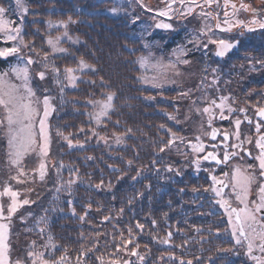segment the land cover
<instances>
[{
  "label": "rangeland",
  "instance_id": "1",
  "mask_svg": "<svg viewBox=\"0 0 264 264\" xmlns=\"http://www.w3.org/2000/svg\"><path fill=\"white\" fill-rule=\"evenodd\" d=\"M100 2L102 4L98 5ZM232 2L235 3L238 8L241 3L250 5L251 8L255 10H262L264 8V0H232ZM12 3L14 16H12L13 14L9 11L7 6L2 3H0V5L7 10L6 18L11 19L15 24H20L21 12L17 8L15 0H12ZM86 3H88L89 6H86ZM86 3L83 4V0H24V5L28 8V12L23 14V37L30 47L22 48L20 55L26 59L29 54H32L34 60H39L45 53H48L50 61L54 64H60L66 59L70 67H76L79 60L83 59L87 64L91 65L94 70L85 69L83 72L76 73L79 77L77 82H79V80H84V83L80 86V88L83 86L84 89L81 90H85L87 87L89 88L90 84L93 82V77L97 79L98 77L106 76L108 78V84H110V89L104 91L105 97L107 93H117L118 95H114L113 102L119 97H124L123 100L127 99L126 103L132 104L135 108L140 106V102H147L146 105L143 103L146 107L142 106L138 109V113H134V115L131 114L128 117L130 121L135 122V125L140 126L137 128V133L134 131L133 136L129 133L131 135V143H129L127 138L128 132L118 134L112 133L110 135L100 134L99 137L98 135L96 137V135H93V130L98 134L97 128L103 129L106 125L101 123L97 125L95 120V124L92 123L91 126L87 125L86 127L90 129V135L87 138L89 143L96 137L94 142L103 143L105 145L104 148L117 147V150L124 149L121 153L118 152L120 160L124 158V154L128 150L132 152V155L136 156L137 142L140 140L139 136L140 132H143V126L148 127L151 124L157 125L160 129V138L165 140L166 143L170 139V135L166 131L168 128L176 133L178 137H184L185 140L190 139L191 137L188 135H192V133H195L199 129L202 116L195 111L189 112V110L194 107L202 108L206 106L203 102H198L197 105L194 106L192 101L208 97L206 91L209 92V90H212L213 77L214 75H219L218 73H214L212 69L222 67L224 60V57H219L215 54L217 46L214 44H208L207 49H205L202 45L197 47L194 43H189V41H193L196 38V34L202 27L203 21L201 18L196 14L188 17L174 16L171 19L159 17L156 15V12L164 7L162 0H143V4L153 10L151 12L148 11L146 7L141 6L138 0H87ZM221 3H223V0H221ZM80 6L85 8L88 14L86 13L85 15L84 12L80 11V9H78ZM113 8L118 9V11L113 13L111 11ZM210 10L215 14V7ZM100 13H102V15H97ZM252 15L251 10H240L237 12L236 18L247 23L252 19ZM69 17H71L75 23L69 24L68 33L73 40L78 39L79 42L72 43L64 40L61 42L60 47L68 49V52L52 54L51 49L46 43L47 37L49 35L52 37L60 35L64 29H50L47 22L49 20L54 22L61 20L66 21ZM159 22L171 23L173 27L172 29L157 28L156 24ZM211 23L214 25L215 20ZM239 27L240 26L234 27L231 31L227 32L214 28L215 35L212 38L226 40L233 37V41H235V38H241L242 36L240 34L242 31L239 30ZM229 34L232 35L229 37ZM170 42H172V44H170ZM206 42L207 40L202 41V43ZM12 46L10 42H0V47ZM180 46L185 47L187 51L186 58L190 63L187 65H178L181 73L180 76L173 77L171 72H169V77L174 79L175 83H167L163 88H153L150 84H146L139 79L142 75L152 76L155 73L151 70L145 72L137 63L138 57L150 56L153 58V63L158 59H163V61L167 63L170 59L175 60L173 54L174 50ZM32 49H34L36 53H39V56L32 53ZM103 58H106V60H103ZM129 60L136 66V70L133 72L134 76L131 77V80L126 77L128 76V74H126L127 72H125L127 67L125 68L123 65L128 64ZM15 63L14 66H24L23 61L18 56ZM102 66H105V69L101 68ZM64 67L65 66H62V69ZM97 68H99L98 71ZM101 69L106 71L105 75L102 74ZM41 70H43L42 63H34L30 66L29 74L31 79L29 81V86L36 93V96L42 99L47 87L56 88L58 84L55 82L53 75L50 76L49 73L44 80H41L37 75ZM51 77L53 79L52 82H55L52 86L49 84ZM8 79L11 83L17 85L21 83V81L10 72ZM202 80L204 81V88L197 90ZM123 81L124 83H122ZM64 84L65 87L68 86L70 90H73L72 88H78V84H75V87L67 85L66 81ZM38 86H40V92H38ZM58 87L60 88V85H58ZM59 88L57 89L60 90ZM189 89L192 90V95L190 97L181 98L180 94ZM170 90H175V93H171ZM129 96H131L132 99ZM149 97H151V99H149ZM71 98L74 101L80 102L86 100L88 103L93 100L106 99H101L100 97H97L99 99H94L92 96L86 97L85 99H78V97ZM158 102H161L160 105H158ZM112 109L115 110V112L117 111L114 105ZM168 114L175 115L179 123L170 120ZM0 115H3L2 108H0ZM186 116H188L187 119L185 118ZM120 117L127 118V114L118 113L117 118L114 117V119H111L108 117V119L109 122L114 121L116 126L121 128L123 124L120 121L121 119H119ZM161 125H163L164 128H161ZM107 128H109V126H106L105 130ZM5 131L6 129L0 128V134L6 142V152L0 149V156H2L0 157V191L3 190L6 183L10 184L14 191L20 193L18 197L19 200L28 199L30 203L20 207L10 220H0V223L9 225L7 242L10 245L9 256L11 261L15 262L17 259H20L25 261V264H30V261H26L25 258L27 252L32 250L31 245L33 241L35 242L36 248L43 251V246L50 243L48 237L50 236L49 232L51 227L54 228V230L61 228L60 225L64 221L65 215H67V217H65L66 222H68L71 229H73L71 232L78 233L82 229H87L86 227L90 225L87 220L90 207L89 204L83 200L85 197L84 195H82L81 200H78L73 192L67 197L65 188L63 190L61 184L57 185L59 191L56 189L55 192L50 193L48 199L44 201V203L39 202L41 193H38V189L49 180L48 172H50V169L53 167L51 166L52 161L48 158L47 175L45 180L41 181L38 174L33 172V169L38 168L39 164L37 154L34 152L28 154L30 161L24 163L23 161L25 158L22 161L25 171L27 172L26 176L20 177V180L24 182L19 183L20 185H18L15 180L10 182L8 178L12 177V174L16 176L17 170L8 165V144ZM114 134L122 135L123 141L117 143ZM181 143L180 140H177L174 145L165 148L163 152L171 153L174 150V156L179 157L182 153L184 154V151L181 149L183 146ZM82 144L83 143H80V145ZM157 149V152H161L160 148L157 147ZM134 166L133 163L130 182H134L138 177L137 172H140V168L137 167V169L136 167L134 168ZM5 168H8L10 172L5 171ZM108 168L114 169L116 166L110 165ZM168 168L169 165L166 169L168 170ZM117 169L119 172L117 175L118 180H120L124 176L120 172V168L117 167ZM133 177H135V179H133ZM186 188L192 193L195 190L191 184L187 185ZM45 190L46 188L44 191ZM133 193V199H136V202H138L140 200L139 194H137V192ZM65 197H67L66 202ZM69 201H71V204H69ZM134 202L132 200L130 206H133V208L127 210L128 213L124 211L121 213L122 208H120L114 211L112 218L109 219L113 221V225L121 223L122 221L120 222L119 220L122 219L124 214L127 215V217L130 216L131 220V225L124 222L126 225L121 223L122 225L120 227H123L125 233L128 235L126 240L132 239L133 243L130 244V249H122L124 258L120 259V261L116 260V262H118V264H123V261L129 260L131 264H175L173 263L175 259L171 260L169 257H175L177 248L174 241L176 238L169 239L166 235V231L169 229L175 236L177 234V228L169 225L159 228L153 226L152 229H149L148 213L145 215L143 211H137V203ZM9 203L10 200L7 196L0 197V204L5 206V215H7L6 207ZM39 203L40 210L35 207ZM194 205H196V203H194ZM34 209H37L38 212H35ZM73 209H75V213H73ZM80 216H84L85 218L81 220ZM105 216L108 215L104 214L102 218L104 219ZM41 217H46L47 222L39 223ZM137 222L144 225L143 230L135 227ZM129 227L133 229L131 237L128 233ZM41 228H44L43 233L40 231ZM117 228L119 229V226ZM82 237L86 242L84 234ZM74 238L75 236L72 235L71 239ZM142 239L144 243H142ZM164 240H168V244L162 243ZM82 244L85 243L82 242ZM137 244L139 245L137 249L138 253L145 257L143 262H141L137 256L130 255L131 249ZM55 245L58 247V244ZM21 250L23 251L22 253ZM52 250L53 249L48 248L47 252L52 254ZM61 255H65V253L62 252L57 256L59 257ZM46 258L49 257L46 255ZM79 259L81 264H86L84 255ZM111 261L113 260L108 259L103 264H110ZM66 264H77V261L75 262L73 258L67 257ZM97 264H101V262Z\"/></svg>",
  "mask_w": 264,
  "mask_h": 264
},
{
  "label": "snow or ice",
  "instance_id": "2",
  "mask_svg": "<svg viewBox=\"0 0 264 264\" xmlns=\"http://www.w3.org/2000/svg\"><path fill=\"white\" fill-rule=\"evenodd\" d=\"M141 6L146 7L148 11H153L150 7L143 4V0H138ZM164 7L157 10L156 15L159 17H166L171 19L172 17H188L193 14L198 15L203 21L202 27L196 34V38L189 43H194L197 47L202 45L203 48L207 49L208 44H214L217 46L216 55L219 57H224L229 50L235 47L230 41L224 39H213L215 35L214 28L221 31H231L232 28L237 26H242L248 28L249 31L254 30L250 27L256 26L264 29V19H259L261 15L257 10L252 9L250 5L241 3L239 8L232 0H162ZM17 8L21 12L20 24H15L11 19L6 18L7 10L5 7L0 5V42L12 43V47H0V58H7L12 55H17L23 61L24 66H13L9 71L0 73V108L3 109V115H0V128L6 129L5 135L7 136L8 144V165L14 167L17 170V175L10 177L12 180H16L18 183L24 182L20 180L21 176H26L27 172L23 166V159L29 153H36L37 159L39 160L38 168L33 169L35 174H38L41 181L45 180L48 170V158L51 148V136L49 132V117L57 111L55 100L53 97L45 94L42 99L36 96V93L29 86V81L31 79L29 74L30 66L34 63H42L43 70H41L37 75L41 80H44L48 73L53 75L55 82L60 85V100L63 103V93L65 84L75 87V84L79 77L76 75L77 72H83L85 69H92V66L87 64L83 59H80L76 67L66 66L63 69L55 66L53 62L49 59V54L45 53L39 60H34L33 55L29 54L25 59L22 57L21 49L29 48L30 45L25 42L23 37V14L28 12V8L24 5V0H15ZM215 7V14L212 9ZM240 10L252 11V19L247 23L243 20L236 18L237 12ZM113 13L117 12L118 9H111ZM222 12V15H221ZM215 20L213 25L211 22ZM48 26L52 28H63L64 31L55 37L49 35L47 37L46 43L51 49L52 54L56 53H67L68 49L60 47L62 41L67 40L72 43H78V39L73 40V38L68 33V26L70 23H75L71 19L64 21H51L49 20ZM157 28L172 29L171 23L159 22L156 24ZM203 40H207L206 43H202ZM32 53L39 56L32 49ZM175 60H169L167 63L163 59L155 60L153 63V58L150 56H140L137 58V63L142 69L147 72L148 70L153 71L155 74L152 76L142 75L139 77L144 83L150 84L153 88H163L167 83H175L174 79L169 77V72H171L173 77L180 76L178 65H187L190 61L186 58L187 51L184 46H180L174 50ZM94 70V69H92ZM215 72L216 69H213ZM9 72L14 74L15 77L21 81L19 85L11 83L8 79ZM94 83V82H93ZM215 83V81H213ZM204 88V81L198 86V89ZM181 98L190 97L192 95V90L189 89L180 94ZM114 93H107L105 100L89 101L94 108L98 110L95 113H89L88 115L93 118L97 125L103 117H106L108 112L113 107ZM151 99V97H149ZM232 97L220 95L216 98L204 97L201 100H193L192 104L195 106L198 102L205 103L206 106L194 107L189 110V112L195 111L201 116L207 114V125L210 132H204L203 135L208 137L211 141H216L218 136H222L219 143L206 144L201 136H196L195 141L189 140L187 146L191 148L192 152L196 154V159L193 163L196 165L197 170L200 168L201 161L214 163L217 166L226 165L233 158L238 157L240 152H245L250 158L255 159L258 163L256 166L248 165L244 174L240 167L234 166L231 179L229 182H225L224 179H220L215 175H211L212 185L206 191H211L218 199L217 203L227 214L228 223L231 227V236L235 240V244L246 248V255L250 258L253 264H264V106L253 105L254 117L248 115V109L244 107L234 108L232 106ZM217 112L219 113L220 120L230 119L233 114L242 113L243 120L236 115L234 119V131L229 133L228 131H221L218 128L213 127V120L216 118ZM226 113L228 115H226ZM170 120L179 123V120L175 115L168 114ZM186 119L188 116L185 117ZM38 122V127H37ZM246 122L249 126L254 127L255 136H244L240 131V126L242 123ZM203 127V126H202ZM161 128H164L161 125ZM81 132L84 131L83 128L80 129ZM129 131H131L129 129ZM170 135V139L160 148L163 152L165 148L174 145L177 140L184 142V137H178L176 133L172 132L170 128L166 129ZM93 135H98L93 130ZM115 135V134H114ZM56 136L67 142L69 148L81 146L77 141L76 144L73 143L71 138L72 134L65 135L60 130L56 131ZM231 137L235 138V142L228 143ZM117 143L123 141L122 135H115ZM255 144V148L258 150V154L254 157L252 153L247 149L246 145ZM211 148L209 151L208 149ZM223 148L222 156L219 149ZM86 159H91L87 157ZM129 166H131L132 161H128ZM57 168V176H60V170L65 168V165L60 162L58 165H53ZM118 170V169H114ZM168 171H172L169 166ZM215 171V169H212ZM74 172L78 173V169L73 170L69 168L70 176ZM140 172H137V176ZM224 177H228L229 173L225 172ZM79 179V176H76ZM135 179V177H133ZM76 181L72 178L68 179L66 182H62V187L71 191L72 185ZM257 185L256 199H250L251 188L253 185ZM103 186V181L96 184L97 189ZM109 188L112 187L111 183L108 185ZM230 188V192H226L225 189ZM59 191V189H57ZM20 193L14 191L10 184H5L3 190L0 191V197L7 196L10 203L6 207L7 215H5V206L0 204V220L8 219L10 220L13 214L23 205L30 203L28 199L19 200ZM233 197L234 201L238 206L233 207ZM71 204V201H69ZM90 207V205H89ZM75 213V209L72 210ZM123 209H121V213ZM85 217L80 216L83 220ZM109 216H105L104 220H109ZM47 218L41 217L39 223H46ZM155 224V221H152ZM136 228L143 230L144 225L137 222ZM8 228L9 225L6 223H0V264H25V261L17 259L15 262L11 261L10 245L7 242L8 238ZM41 233L44 232V228L40 229ZM200 231V229H197ZM133 229L128 228L129 236H132ZM218 234V233H217ZM171 233H168V237L171 238ZM121 238H123V233H121ZM49 242H51L52 237H48ZM132 239L124 241L125 249L127 245L132 244ZM162 243H168V240L162 241ZM44 250H39L35 246V242H32L31 249L27 252L26 261H30V264H66L67 257L61 255L58 258H51L52 254L47 252L48 248L56 250L57 246L55 244L49 243L43 246ZM139 245L137 244L131 249L130 255L137 256L138 259L143 262L145 257L140 255L137 251ZM119 245L117 246V251H119ZM91 251V249L87 250ZM87 252H82V255H86ZM46 255L49 258H46ZM171 259V257H169ZM100 259L101 264H103V258ZM77 264H81L80 260H77ZM110 264H118L116 261H111ZM123 264H131L129 260L123 261ZM180 264H185L183 260ZM187 264H192V261H187Z\"/></svg>",
  "mask_w": 264,
  "mask_h": 264
},
{
  "label": "trees",
  "instance_id": "3",
  "mask_svg": "<svg viewBox=\"0 0 264 264\" xmlns=\"http://www.w3.org/2000/svg\"><path fill=\"white\" fill-rule=\"evenodd\" d=\"M86 2L87 0H83V4ZM0 3L7 6L13 14L12 0H0ZM100 4L102 3L100 2L98 5ZM86 6H89V4L86 3ZM78 9L86 15L87 10L85 8L80 6ZM97 15H102V13ZM16 60V55L0 58V73L9 71L16 64ZM103 60H106V58H103ZM128 62V64L123 65L125 68L127 67L125 72H127L126 74L128 76L126 77L131 80V77L134 76L133 72L136 70V66L131 60ZM55 66L62 69V66H68V60L65 59V61L60 64H55ZM101 68L105 69V66ZM103 69H101V72L105 75L106 71ZM98 70L99 68H97ZM49 74L52 76L50 72ZM107 80L108 78L106 76H101L97 79L93 77L94 83L92 82L89 88L87 87L85 90H81L84 89L83 86L80 88L84 80H79L76 83L78 84L77 89L72 88L73 90H70L68 86L65 87L63 103L60 100V90L57 89L59 88L58 85L56 88L47 87L48 94L56 97L55 104L57 108V111L51 115L49 120L52 140L49 159L52 161V167L54 164L58 165L62 162L65 168L60 170L59 177L57 176L56 167L50 169L51 173L48 172L49 180L45 185L40 188L38 187V193H41L39 202L44 203L50 193L55 192L58 184H61L62 187V182H66L72 178L76 182L72 185L70 192L65 189L67 197L73 192L77 196V199L81 200L82 195H84L83 200L90 205L88 211L89 217H87L90 225L86 227L87 229H82L78 233L71 232L73 229L66 222L65 217L67 215H65L64 221L60 225L61 228L54 230L51 227L50 232L48 230L52 237L50 243L58 244L56 250H52V257L58 258L57 255L64 252L65 256L73 258L76 262L83 256L82 252H87L84 255L86 264H97L100 262L98 258L101 257L103 258V263L108 259L113 261L123 259L124 253L122 249H125L124 241L128 238V235L125 233L123 227L121 228L120 226L122 225L121 223L126 225V222L131 225L130 216L127 217L124 214L122 219L119 220L122 222L117 223L119 229L116 224H112V220L105 221L102 217L106 214L112 218L114 211L120 208L125 213H128L127 210L133 208V206H130L132 200L133 202L135 200L134 203H137V211H143L145 215L148 213L149 229H152L153 226L159 228L169 225L177 228V234L175 236L173 235V238H176L174 242L177 248L175 257L171 258V260L175 259L173 263L180 264V261L183 260L187 264V261L191 260L192 264H215V253L212 248L214 241L217 239L214 230L218 229V226L214 225L211 221L212 209L209 208L208 201L205 198H200V196L197 199L192 198V192L186 188L187 184L181 180L177 173L176 162L178 157L174 156L175 151H170L172 154L168 152H157V147L161 148L166 144V141L160 138V129L157 125L151 124L148 127L141 125L143 126V132H140V140L137 142L136 156L132 155V152L128 150L121 160L118 152L121 153L124 149L117 150V147L111 148L109 146V148H104L105 145L103 143L94 142L97 135L90 143L88 142L87 138L90 135V129L86 127L87 125L91 126L95 122L88 114L95 113L98 109L94 108L86 100L84 102L74 101L71 97L85 99L86 97L92 96L94 99H99L97 97L105 99L104 91L110 89V84H108ZM52 81L53 79L51 77L49 82L51 86L55 84ZM38 90L40 92V86H38ZM170 92L174 94L175 90H170ZM129 97L131 98V96ZM123 99L124 97H119L112 102L117 111L115 112V110L111 109L107 116L101 119L100 123L109 126V128L105 130L106 126L103 129L98 127V137L100 134L110 135L112 133L128 132L127 138L129 143H131V135L129 133L133 136L134 131L137 133V128L140 126L135 125V122L130 121L128 117L131 114L138 113V109L142 106L146 107L147 102L143 101L145 105L140 102V106L135 108L132 104L126 103L127 99ZM158 103L160 105L161 102ZM118 113L127 114V118H119L123 124L121 128H118L114 121L109 122L108 119V117L111 119H114V117L117 118ZM81 128L84 129L83 132L80 131ZM57 130H60L65 135L72 134L71 138L74 144L77 141L83 144L81 147L69 148L66 141L56 136ZM0 149L6 152V142L1 134ZM28 156H25L24 163L30 161ZM87 157H91V159H86ZM128 161H132L131 166H129ZM133 163L135 165L134 168H140V175L134 182H130ZM110 165H115L116 168L114 169L119 167L124 177L118 180L117 175L119 172L108 168ZM168 165L172 168V171L166 169ZM69 168L73 170L78 169V173L74 172L70 176ZM5 171L10 172L8 168H5ZM77 175L79 179H76ZM8 180L10 182L13 181L10 178ZM101 181H103V186L97 189L95 185L101 183ZM16 183L20 185L17 181ZM109 183L112 185L111 188L108 187ZM15 187L18 188L17 186ZM179 187H185L186 189L184 192H181V190H178ZM45 188L46 190L44 191ZM133 192L139 194L140 200L138 202H136V199H133ZM67 197H65V202L67 201ZM35 207L40 210V203ZM37 209H34V211L38 212ZM152 221L156 223L153 224ZM197 229H200V231H197ZM121 233H123V238H121ZM83 234L86 237V242L82 237ZM72 235L75 236L74 239H71ZM82 242L85 244H82ZM142 243H144L143 239ZM118 245L120 248L119 251H117ZM89 249L91 251H87ZM127 249H130V244L127 245ZM217 260L221 264H233L232 261L227 262L220 257Z\"/></svg>",
  "mask_w": 264,
  "mask_h": 264
},
{
  "label": "flooded vegetation",
  "instance_id": "4",
  "mask_svg": "<svg viewBox=\"0 0 264 264\" xmlns=\"http://www.w3.org/2000/svg\"><path fill=\"white\" fill-rule=\"evenodd\" d=\"M261 15L259 19H264V8L257 10ZM254 30L249 31L248 28L242 26L239 27L241 38L230 37L227 41L235 44V47L224 56L223 65L216 69L214 75L212 90L206 91L208 97L216 98L220 95L232 97V106L234 108L244 107L248 109V115L254 117L253 105L264 106V29L256 26H250ZM238 33V30H237ZM216 64V61H215ZM214 64V65H215ZM221 79V80H220ZM220 80V81H219ZM216 92V93H215ZM204 93V92H203ZM226 115H228L226 113ZM236 115L243 120V114H233L230 119L220 120L219 113L217 112L216 118L213 120V127L223 131L232 133L234 131V119ZM207 114L202 116V122L199 129L188 135L190 139L184 140L181 143V147L184 154L177 158V173L179 174L182 181H185L187 185L191 183L195 189L192 193V198L197 199L205 198L208 201L209 208L212 209L211 221L214 225L218 226V229L214 230L215 237L217 238L213 244V251L215 253V264H221L218 257L226 260L227 262L232 261L233 264H253L250 258L245 254L246 248L235 244V240L231 236V227L228 223V216L224 210L215 203L216 197L211 191H206L212 185L211 175H215L220 179H224L225 182H229L234 166H239L244 174H247L245 170L248 165H257V161L250 158L245 152H240L238 157L233 158L228 164L217 166L214 163L201 161L200 168L197 170L196 165L193 161L196 159L190 147L187 146V142L191 140L195 141L196 136H201L206 144L219 143L222 136H218L216 141H211L208 137L204 136V132H210L207 125ZM203 126V127H202ZM242 138L244 136H255L254 127L249 126L246 122L240 126ZM235 142V138L231 137L228 143ZM247 149L252 153V156L258 154V150L255 148V144L246 145ZM209 151L211 148L208 149ZM222 156L223 148L219 149ZM215 169V171H212ZM229 173V176L224 177V173ZM185 187H179L178 190L181 192L185 191ZM257 185H253L251 188L250 199H256ZM226 192H230V188L225 189ZM201 201V200H199ZM233 207L238 206L234 201ZM168 225V223H167ZM218 233V234H217Z\"/></svg>",
  "mask_w": 264,
  "mask_h": 264
},
{
  "label": "water",
  "instance_id": "5",
  "mask_svg": "<svg viewBox=\"0 0 264 264\" xmlns=\"http://www.w3.org/2000/svg\"><path fill=\"white\" fill-rule=\"evenodd\" d=\"M168 233H171L169 230L167 231V237H168ZM172 234V233H171ZM169 238V237H168ZM171 238H172V235H171ZM170 239V238H169ZM168 244V243H166Z\"/></svg>",
  "mask_w": 264,
  "mask_h": 264
}]
</instances>
